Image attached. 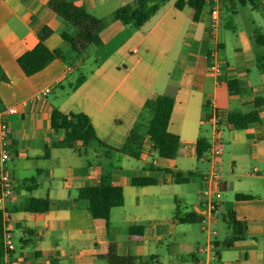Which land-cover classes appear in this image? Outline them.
<instances>
[{"label":"crops","instance_id":"crops-1","mask_svg":"<svg viewBox=\"0 0 264 264\" xmlns=\"http://www.w3.org/2000/svg\"><path fill=\"white\" fill-rule=\"evenodd\" d=\"M48 1L0 0V125L8 128L10 155L0 161V173L13 184L12 196L0 203V221L10 219L14 244L3 263L105 264L113 242L117 253L133 257L135 264H198L208 244L214 264H264V69L258 65V58L264 65V0L245 5L220 0L214 29L206 2L194 20L188 5L179 9L177 0H154L148 6L159 2L158 9L138 29L110 21L99 33V47L69 65L53 60L26 76L16 60L36 45L43 27L51 30L44 41L49 50H67L61 34L74 33ZM133 1L74 0L96 18L109 17ZM87 61L91 65L85 80L72 88L78 76L73 75ZM212 62L222 65L219 73L209 68ZM231 81L237 93L229 92ZM159 95L174 99L168 131L180 141L176 157H159L147 137L137 156L117 151L144 102ZM53 106L65 114H85L106 147L94 151L97 145L91 143L84 156L80 142L75 149L55 147L64 132L50 128ZM10 108L16 111L8 113ZM254 110L258 121L244 129L228 122L230 113ZM214 111L220 114L217 125L210 121ZM216 128L223 146L220 157L212 160L208 151L197 158V139L210 145ZM1 148L0 140V154ZM214 164L221 178L220 197L209 211L202 191L216 190L208 183ZM103 174L110 175L123 195L122 204L110 211L108 227L91 216L87 200L76 199L79 188L99 185ZM178 175L187 182L175 183ZM134 178L157 183L132 186ZM235 194L253 199L236 200ZM30 198L46 199L49 210H20ZM175 210L201 221L180 224ZM228 214L245 224L246 235L223 248L220 243L230 234L223 222ZM219 218L223 239L218 238ZM135 226L141 233L131 235Z\"/></svg>","mask_w":264,"mask_h":264},{"label":"trees","instance_id":"trees-1","mask_svg":"<svg viewBox=\"0 0 264 264\" xmlns=\"http://www.w3.org/2000/svg\"><path fill=\"white\" fill-rule=\"evenodd\" d=\"M153 1L154 0H134L115 10L109 17L96 18L76 5L74 0H49L48 7L63 21L74 28L73 34H61V38L67 43L68 49L63 50L61 48H56L49 50L44 45V41L51 34V30L47 27H43L37 33L38 41L36 45L17 58V65L26 76H31L41 71L53 60H59L69 65L76 58L84 55L89 48H97L101 45L99 33L110 21L118 20L133 29L141 27L159 7V2H154L152 5L148 6V3ZM237 1L242 5L251 2V0ZM184 4L192 8L193 19L197 20L199 13L205 5V0H187L186 2L177 0L175 6L180 9ZM253 34L257 38H263L258 29H254ZM258 44L261 45L263 43L258 42ZM258 65L260 69H264V65L261 63L260 58H258ZM3 78L4 75L0 69V79ZM84 80L85 74L80 72L72 88H76ZM228 88L229 92L232 94L238 92V88L232 81L228 83ZM173 103L174 99L169 95H159L147 99L127 139L117 151L127 153L131 156H137L140 152L143 139L147 137L159 157L165 159L176 157L180 148V141L177 135L168 131V123ZM227 118L228 122L235 129H244L248 124L258 121L257 110L245 114L236 112L230 113ZM50 128L52 130H63L64 132L62 140L53 144L55 147L75 149L76 143L80 142L81 150L79 154L81 156H84V150L91 143L95 142L97 145L94 151L98 148L106 147L97 139L89 118L83 113L65 114L53 106L50 114ZM209 148L210 145L205 139H197L195 145L197 158L204 156L209 151ZM187 180L188 178L182 179L179 175L174 177L175 183H185ZM155 183H157V181L150 178H134L131 180L132 186H148L154 185ZM234 198L236 200H251L253 196L235 194ZM76 199L87 200L91 216L94 219L104 220L106 227H108L110 211L112 208L122 204L123 195L121 188L112 184L110 175L103 174L100 178L99 185L79 188ZM19 209L26 212H46L49 210V202L46 199L30 198ZM173 216L180 224L198 223L201 221V218L195 217L194 214L181 215L178 210H175ZM223 222L230 231V234L220 243V246L228 248L234 242L245 237V224L236 220L232 214L223 217ZM1 233L2 226L0 221V264H4V249ZM129 233L131 235L139 234L141 233V227H131ZM104 259L105 264H135V259L133 257L120 256L117 253L116 244L113 242L108 244Z\"/></svg>","mask_w":264,"mask_h":264},{"label":"built area","instance_id":"built-area-1","mask_svg":"<svg viewBox=\"0 0 264 264\" xmlns=\"http://www.w3.org/2000/svg\"><path fill=\"white\" fill-rule=\"evenodd\" d=\"M207 4L210 5V23L212 29L216 28L218 20H219V2L220 0H205ZM209 68L215 72L219 73L221 71L222 65L218 62H212L209 66ZM47 90H45L46 92ZM16 110L14 108H10L8 110V113H14ZM220 120V114H218L216 111L213 112L210 121H212L215 125H217L218 121ZM7 132L8 128L5 124L0 125V140H1V154H0V161L4 163L7 161L10 157L8 152V142H7ZM222 153V144L221 139L219 136V130L216 128L213 133V138L210 144L209 148V155L212 158V160H217ZM220 174L218 170V166L214 164L212 170L210 171L208 175V183L213 184L216 186V190L211 191L208 188L204 189L202 191V194L207 198L206 202L204 203L206 208L209 209V211H214L216 208V201L215 199H218L220 197V192L217 190L218 184L220 181ZM13 194V184L11 178L6 175L5 173H0V203L4 202L6 199L11 197ZM212 195V197H211ZM2 226V245L4 249V257H7L10 252L14 249V244L12 240V233H11V221L10 219L5 216L3 220L1 221ZM205 229V226H202V230ZM210 249V244H208ZM206 251L205 258H202L199 260L198 264H214L216 257L213 253L210 252V250ZM10 264V263H5Z\"/></svg>","mask_w":264,"mask_h":264},{"label":"rangeland","instance_id":"rangeland-1","mask_svg":"<svg viewBox=\"0 0 264 264\" xmlns=\"http://www.w3.org/2000/svg\"><path fill=\"white\" fill-rule=\"evenodd\" d=\"M237 1V0H236ZM236 6H237V8L238 9H241V7H240V5L236 2ZM90 65H91V63H90V61H87L86 63H85V65L82 67V68H80L77 72H75V74L73 75V76H77L80 72L81 73H87V71L90 69ZM205 136L207 137V140L209 141L210 139H209V135H207V134H205ZM223 147V146H222ZM180 208L181 209H183L184 208V205H180ZM224 223L222 222V220L219 218V223H218V226H216L217 227V229H218V238L219 239H223L224 238V236H225V232H224V225H223ZM196 225V227H198V224H195Z\"/></svg>","mask_w":264,"mask_h":264}]
</instances>
